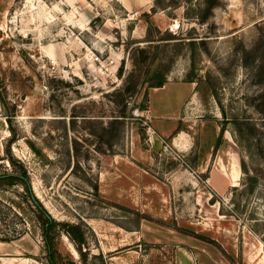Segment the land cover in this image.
Segmentation results:
<instances>
[{
  "label": "rangeland",
  "instance_id": "374dc122",
  "mask_svg": "<svg viewBox=\"0 0 264 264\" xmlns=\"http://www.w3.org/2000/svg\"><path fill=\"white\" fill-rule=\"evenodd\" d=\"M7 155L60 264H264V0H0ZM21 194L0 259L48 264Z\"/></svg>",
  "mask_w": 264,
  "mask_h": 264
},
{
  "label": "trees",
  "instance_id": "16d2710c",
  "mask_svg": "<svg viewBox=\"0 0 264 264\" xmlns=\"http://www.w3.org/2000/svg\"><path fill=\"white\" fill-rule=\"evenodd\" d=\"M146 82H149L148 86L150 88H161L166 84V78L164 74H158L154 72L151 75V77L147 81H145V83ZM141 110H144V109H141ZM7 160L9 162V165L13 167L14 169H13V172H4L3 174H1L0 181L10 186L20 185L22 187L23 194H21L20 197H22L23 201L28 202L36 210L38 216L42 220L41 235H42V240L45 246V251L47 253L48 264H60L57 262L56 257H55L58 253L56 249V245H55V240H56L57 234L59 233L58 228L65 224L60 223L56 221L55 219L51 218L50 215L47 213V211L42 206L41 202H39V200L36 198V196L34 195L31 189L30 179H29L26 168H24L23 165H21L12 156L7 155ZM15 203L18 204L17 202ZM20 236L22 235L17 234L12 237H8V236L1 237L0 236V242L10 243L14 240H17ZM74 241L78 245L79 254L84 257L87 251L81 252V249H80V247L84 244L83 240H78V241L74 240ZM67 264H76V263L73 261H69Z\"/></svg>",
  "mask_w": 264,
  "mask_h": 264
},
{
  "label": "bare ground",
  "instance_id": "6f19581e",
  "mask_svg": "<svg viewBox=\"0 0 264 264\" xmlns=\"http://www.w3.org/2000/svg\"><path fill=\"white\" fill-rule=\"evenodd\" d=\"M121 1H122V0H121ZM177 28H178V27H177ZM233 177L235 178V176H233ZM0 245H2V244H0ZM14 260H15L14 258H12V259H3V260L0 261V264H13V261H14ZM30 261H31V258L24 257V258H20V259L16 262V264H29Z\"/></svg>",
  "mask_w": 264,
  "mask_h": 264
},
{
  "label": "crops",
  "instance_id": "0c3cea01",
  "mask_svg": "<svg viewBox=\"0 0 264 264\" xmlns=\"http://www.w3.org/2000/svg\"><path fill=\"white\" fill-rule=\"evenodd\" d=\"M164 87H165V85L163 86V88L161 87V88H159L160 90L161 89H164ZM169 116H176V113H172V114H170V115H167L166 117L168 118ZM155 118H161V116H155ZM171 130L170 129H166L165 131H163L165 134H169V132H170ZM0 244H2V245H4L5 243H3V242H0ZM2 245H0V247L2 246ZM1 260H3V259H0V261Z\"/></svg>",
  "mask_w": 264,
  "mask_h": 264
}]
</instances>
